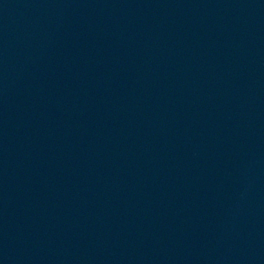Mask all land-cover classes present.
Returning a JSON list of instances; mask_svg holds the SVG:
<instances>
[{
    "label": "water",
    "instance_id": "water-1",
    "mask_svg": "<svg viewBox=\"0 0 264 264\" xmlns=\"http://www.w3.org/2000/svg\"><path fill=\"white\" fill-rule=\"evenodd\" d=\"M0 264H264V0H0Z\"/></svg>",
    "mask_w": 264,
    "mask_h": 264
}]
</instances>
